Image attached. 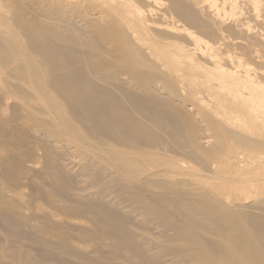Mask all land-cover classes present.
Returning <instances> with one entry per match:
<instances>
[{"label": "bare ground", "instance_id": "1", "mask_svg": "<svg viewBox=\"0 0 264 264\" xmlns=\"http://www.w3.org/2000/svg\"><path fill=\"white\" fill-rule=\"evenodd\" d=\"M96 1L0 18V264H264L261 0Z\"/></svg>", "mask_w": 264, "mask_h": 264}, {"label": "rangeland", "instance_id": "2", "mask_svg": "<svg viewBox=\"0 0 264 264\" xmlns=\"http://www.w3.org/2000/svg\"><path fill=\"white\" fill-rule=\"evenodd\" d=\"M14 1H17V0H14ZM14 1L13 0H0V18L5 17L8 20H10V18L12 17L13 12L16 11V9L18 8V6H20V8H18V9H23V11L25 9L24 8V5H26V9L27 10H28V6L29 7L32 6L33 9H31V10H35V12L29 11L30 9L28 11L29 12H33V14L34 13L36 14V13H39L40 12L39 10L49 9L50 5H51V8L54 9V5H55V2H56L57 6L60 7V9L62 11H66V13L68 15H70V16H71V14H74L75 20H77L78 22L82 21V23H80L81 25L83 23H85V22H88L89 23L88 24L89 27H91L90 28V31L92 32V33L91 32L90 33L93 34V35H95V36L97 35V34H95V33L98 32V30L96 29V26H90V24L92 22H95L97 20L96 17L98 16V15H96V12H93L91 10L93 8V6H95V5L98 4V2L96 0H58V1L57 0H46V1L45 0H22L21 2H19L20 0L17 1V2H14ZM21 3L24 4V5L22 4L23 7L21 6ZM40 3H42V4H40ZM45 3L47 5H49V6H47V5L45 6L44 5ZM53 3H54V5L52 6ZM37 4L38 5L40 4V5L38 6ZM241 4L243 5V3H241ZM35 5H37V6H35ZM33 6H35V7H33ZM44 7H45V9H43ZM55 7H56V5H55ZM58 7H56L57 10H55L57 13L59 12V10H58L59 8ZM162 7L163 8H159V6H158V8L160 9L159 11H162L161 9H164L165 8L163 5H162ZM247 7H249V6L243 7V8H245V9H243V12L246 11V10H248L247 12L253 10V8L251 6H250L251 8L246 9ZM26 9H25L24 12L28 13L29 15L26 14V13L25 14L28 15V16H30L31 13L27 12ZM260 9L262 10V12L264 11V0H261V8ZM36 10H38L39 12L36 11ZM247 12H246V14H247ZM255 12L257 13L259 11H255ZM244 17H246V16H244ZM99 19L103 23H101V25H98V26H101L100 27L101 29H104L106 27L108 28V26H109V17H107L105 15V16H102ZM242 22L245 25L250 26V27L252 26V24L254 25L253 22L250 23L248 21V17H247V19L245 21L242 20ZM196 31H198V30H196ZM107 33H108V35H107L106 39L109 40L111 38V39L115 40L116 43H117V41H119V39L122 38V35H123L122 33L117 34V35L114 32L111 33V34H109V32H107ZM106 50L107 51L109 50V52L107 53ZM114 51H116V50H114V48L113 47H110L109 45L108 46H105L103 48V52H104V54L106 53L105 57H106L107 60H116V58H114V57H115L116 54H117L116 57H118L119 56L118 53L114 54L113 58L110 56L111 54L113 55V52ZM116 52H118V50ZM3 78H5V75L4 74H0V80L3 79ZM10 103H13L12 100H10ZM196 107H198V106H196ZM194 110L195 109L193 108V111L192 112H194ZM3 115L4 116H9V109H4L3 110ZM197 120L198 121H201L200 119H197ZM201 125L202 126H200V127L204 129L205 125L202 122H201ZM207 132L208 131H206V135L208 137H210L211 134L209 132L208 133ZM225 139H226L225 140L226 143H228L227 142V138H225ZM211 141H213V140L211 139ZM229 149H230L229 154L230 153L233 154V152L235 154L236 153H242V151L239 148L235 147L233 144H230ZM242 154H244L246 157L247 156H251L252 158H257V159L260 158L261 161H262V163L260 164L261 166L258 169H255V167H252L251 168V166L247 165V163L244 160H240L239 159V160H235L234 161L235 163H233V161L231 160L230 161V162H232L231 163V167H226L225 169H223L222 167H224V164H222L221 166H219V165L218 166H214L215 169L213 168V170H217L216 168H218L219 170L220 169H223L224 171L220 170L221 171V175H222L221 177L223 179H226V181L227 180H231L234 183V184H230V185H228L229 183H226L228 186H225V188H227V189L230 188L229 190L232 189V190H234V192L239 193V194L240 193H245V192L249 191L250 188H251L250 183H255L257 180H259V182L260 181H264V153H260V155L259 154L247 155L246 153H242ZM184 165L185 166H183V169L182 170L185 173H186V170L188 169L187 171H189V170H191L192 172L195 171V173H193V174H196V172H197L198 175H200V174L203 175L204 174L203 175L204 177H205V175H209V177L206 176L205 178H208V179H212L213 178L212 177V174H209V173L207 174L200 167L195 166L194 162L191 161V160H185L184 161ZM173 169H175V166H173ZM179 171H181V170L179 169ZM191 171H189V173ZM215 177H217V176L215 175ZM176 178H179V177H176ZM184 179L189 180V181H194V179L191 176H186V177H184ZM35 181L39 182V180H37V179H35ZM200 181H202V182H200ZM200 181H199L200 186H205L206 185V183H204V182H207L206 179L200 178ZM259 190L260 191H258V193H261L262 189L260 188ZM37 203H38V205H41V206L45 207V205H44L43 202L38 201Z\"/></svg>", "mask_w": 264, "mask_h": 264}]
</instances>
